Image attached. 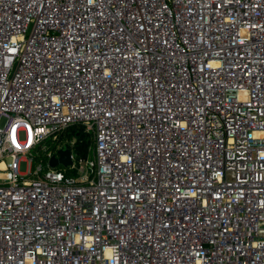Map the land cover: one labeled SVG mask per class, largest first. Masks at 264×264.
<instances>
[{
	"label": "built area",
	"instance_id": "obj_1",
	"mask_svg": "<svg viewBox=\"0 0 264 264\" xmlns=\"http://www.w3.org/2000/svg\"><path fill=\"white\" fill-rule=\"evenodd\" d=\"M2 119L0 264H264V0H0Z\"/></svg>",
	"mask_w": 264,
	"mask_h": 264
},
{
	"label": "trees",
	"instance_id": "obj_2",
	"mask_svg": "<svg viewBox=\"0 0 264 264\" xmlns=\"http://www.w3.org/2000/svg\"><path fill=\"white\" fill-rule=\"evenodd\" d=\"M66 136L69 138H75V151L78 155L83 156L86 153V148L88 146V138L82 132L81 128H69V130L66 132Z\"/></svg>",
	"mask_w": 264,
	"mask_h": 264
},
{
	"label": "water",
	"instance_id": "obj_3",
	"mask_svg": "<svg viewBox=\"0 0 264 264\" xmlns=\"http://www.w3.org/2000/svg\"><path fill=\"white\" fill-rule=\"evenodd\" d=\"M71 164L70 160V151L69 150H60L58 151V158L52 157L49 160V166L52 168L57 167L58 165L66 167Z\"/></svg>",
	"mask_w": 264,
	"mask_h": 264
},
{
	"label": "rangeland",
	"instance_id": "obj_4",
	"mask_svg": "<svg viewBox=\"0 0 264 264\" xmlns=\"http://www.w3.org/2000/svg\"><path fill=\"white\" fill-rule=\"evenodd\" d=\"M5 124H6V120L2 119L0 121V128H3ZM27 161H28V158H27V160L20 162L19 170H18L19 173H26L30 168H32V169L34 168L36 161L34 163H32V165H29V163Z\"/></svg>",
	"mask_w": 264,
	"mask_h": 264
}]
</instances>
